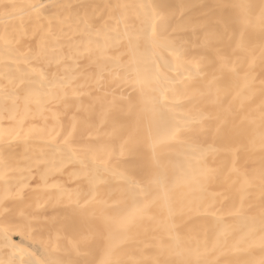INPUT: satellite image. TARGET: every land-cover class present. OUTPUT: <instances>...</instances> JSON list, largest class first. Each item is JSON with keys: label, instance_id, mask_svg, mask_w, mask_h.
<instances>
[{"label": "bare ground", "instance_id": "obj_1", "mask_svg": "<svg viewBox=\"0 0 264 264\" xmlns=\"http://www.w3.org/2000/svg\"><path fill=\"white\" fill-rule=\"evenodd\" d=\"M0 264H264V0H0Z\"/></svg>", "mask_w": 264, "mask_h": 264}]
</instances>
